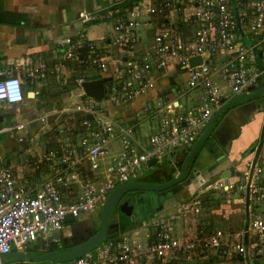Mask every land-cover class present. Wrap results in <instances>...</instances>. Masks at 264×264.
Listing matches in <instances>:
<instances>
[{"label":"built area","instance_id":"1","mask_svg":"<svg viewBox=\"0 0 264 264\" xmlns=\"http://www.w3.org/2000/svg\"><path fill=\"white\" fill-rule=\"evenodd\" d=\"M78 20L108 21L112 30L99 39L82 30L67 36L52 64L41 60L29 71L50 78L63 93L34 117V133L18 136L25 145L20 172L0 163V256L59 232L67 215L100 213L117 186L187 150L232 98L264 79V0H124L82 11ZM113 46L124 52L114 58ZM195 56L201 61L191 65ZM97 78H109L99 98L81 86ZM11 82L19 101L9 100ZM0 89V102L24 98L19 74L8 72ZM27 125L15 122L3 130ZM48 132L57 138L53 145L44 138ZM250 154L243 170L234 167L229 176L218 175L195 195L178 199L167 210L175 207L174 214H153L142 238L122 232L73 260L49 264H166L212 253L264 259V159L259 153L253 162ZM212 193L236 199L245 214L242 227H197ZM210 211L228 218L222 208ZM6 261L0 258V264Z\"/></svg>","mask_w":264,"mask_h":264},{"label":"crops","instance_id":"2","mask_svg":"<svg viewBox=\"0 0 264 264\" xmlns=\"http://www.w3.org/2000/svg\"><path fill=\"white\" fill-rule=\"evenodd\" d=\"M122 1L124 0H0V79L8 72L19 74L24 90V98L21 103L0 102V135L7 132L3 130V127L9 126V121H13L14 124L15 122L27 123L28 127L26 128L28 131H25L24 134H32L36 131L34 128L29 130L35 125L34 117L49 111L55 105L56 100L61 99L62 94L55 96L52 82H50L51 79L31 76L29 74L30 69L41 60H44L48 65L53 63L65 38L67 36L74 37L82 30L83 25L78 20L82 11H98ZM89 35L92 37L99 36L93 29L89 32ZM20 68H22V71ZM263 80L261 79L260 83ZM60 89L63 91L61 87ZM247 105H242V108L241 106L233 107L234 105L230 104L225 114L212 127L209 137L222 149L223 158L217 160L210 152H205V161L196 170L199 173L194 172L191 175V183H194L195 188L189 190L186 188L188 185L176 186L170 193L171 196L169 197L171 199H175L176 202L178 199L184 200L195 195L198 189L202 188L208 180L221 175L230 166L237 168L238 171L243 170L246 161L252 157L248 150L259 143L260 137L263 140L259 156L264 159V98L250 102L248 107ZM239 112H242V114ZM31 124L33 125L30 126ZM51 137L52 133L50 132L44 135L47 144H53V139L56 142L57 138L54 136L52 139ZM24 146L19 142L17 145L7 142L5 138L0 139V163L15 166L16 171L20 172L18 165L21 158H18V154ZM180 153L182 151H177L171 158L176 160ZM171 158L168 160H171ZM178 173L179 171L176 170L175 175ZM199 193L203 195L206 191L203 190ZM165 196L164 198L160 196L162 199L152 198L154 200L153 206L141 216H135L133 213L121 215L120 213L123 225L120 228L118 227L120 229L118 237L122 232H128L133 236L142 238L147 229L146 220L156 212L164 211L170 207L167 194ZM236 210L241 214L240 209L237 208ZM130 216H133V218ZM116 219L117 212L114 211L109 222L116 223ZM74 221H77L78 224H75L72 231L65 237H56L58 232L42 234L36 240L27 243L26 247L32 249V252L40 251V253L51 250L59 251L57 249L59 245L61 243L65 245L66 240L74 232H78L80 235L89 228L94 229V221L91 220V215ZM217 222L222 224L224 219H221V221L219 219ZM237 223L240 225L239 220ZM86 233L88 234V232ZM77 240L74 238V242H77ZM14 262L26 263L27 261ZM186 264L246 263L239 256H236L234 259L224 261L211 263L203 261Z\"/></svg>","mask_w":264,"mask_h":264},{"label":"water","instance_id":"3","mask_svg":"<svg viewBox=\"0 0 264 264\" xmlns=\"http://www.w3.org/2000/svg\"><path fill=\"white\" fill-rule=\"evenodd\" d=\"M201 61V58L199 56H195L190 58V64L194 65L198 62ZM3 78V77H2ZM109 78H103V79H91V80H84L81 82V86L83 87V90L85 93L92 95L96 98H99L103 95V81L108 80ZM170 83L173 82V76H170L169 78ZM251 91H253V94L256 93H261L264 92V80L260 83L259 86H251L249 88ZM170 89L167 88L164 92H169ZM242 96L234 97L230 100V102L234 103L238 100H240ZM91 116L88 115V118ZM214 117L212 118L210 125L207 126L202 133V135L189 147L188 153L185 155V152L182 151L180 153V156L176 157V166H179L181 161V170L180 172L169 182H165L162 184H157V185H147V184H142L139 182H132L128 183L125 185H121L119 188L114 189L108 196L102 210H101V225L97 233L92 236L90 239L87 241L81 242L80 244H76L72 248H67L64 251H45L44 253H35L32 252L33 250L30 248L25 247L21 251H16L12 250L11 252H8L6 254H2L0 258L4 260H9V259H14L16 261H29L31 259L34 260H41V261H52V262H64V261H69L73 260L85 252L90 251L92 248L100 244L101 242L105 241L106 238H108L111 241H115L118 239V234H119V229H118V223H109L110 221V216L113 214L116 208V203L118 200V197L122 194V192L127 191L129 189H146L149 191H161L164 189L169 188L170 186L174 184H182L183 186H187L191 183V177H186V173L188 172V169L186 167L187 162L190 159H194V168L192 169V173H199L196 172L197 167L200 166V161L204 159L205 157V152H212V156L216 158L217 160H220L223 158V152L222 149L219 147V145L211 138L209 137V131L211 128V125L213 123ZM13 121H9V125H12ZM35 124V122H34ZM31 124L30 126H32ZM262 137L259 139V143L257 145L252 146L249 150L248 153H254L253 154V162L256 160L258 154L260 153L261 150V145H262ZM204 143L203 148L201 149L200 152H198V147L201 146V144ZM185 156V158H184ZM184 159V160H183ZM155 163L154 159H151L149 161V164ZM233 166H230L227 168L221 176H229L230 172L233 170ZM123 210V209H122ZM130 215V213H127ZM133 218V216H130ZM75 219L71 215H67L65 217V222H72ZM264 259H258V258H252L250 259L249 257L246 258V264H262Z\"/></svg>","mask_w":264,"mask_h":264},{"label":"rangeland","instance_id":"4","mask_svg":"<svg viewBox=\"0 0 264 264\" xmlns=\"http://www.w3.org/2000/svg\"><path fill=\"white\" fill-rule=\"evenodd\" d=\"M82 31H84V34L86 36H88L89 38H92V39H99L98 37L99 36H105L107 34H110L111 33V30H112V23L111 22H108V21H100V22H96V23H88V24H84L82 26ZM93 29V31H95V33L97 35H99L98 37H92L89 35V32ZM112 51H113V56L114 58L118 57L122 52H124L121 48H119L118 46H113L112 47ZM248 95V94H247ZM247 95H243L242 98L234 103H236V105H234L233 107H242V105H245V104H248L252 101H256L258 99H263L264 98V92H261V93H256L252 96H247ZM60 99H58L56 101V103H59ZM232 104V103H231ZM247 105V107H248ZM226 111H223L220 113V115L218 116V118L216 119V121L219 119L225 114ZM240 114H242V112H239ZM44 127L46 126V123H44L43 125ZM25 131H28L27 128L25 127L23 130H19V131H7L6 133L4 134H1L0 135V139H3L5 138L7 140V142H10L11 144L14 143V144H17L18 145V142H17V138L18 136L22 135L25 133ZM54 137V133L52 134V139ZM39 141H43V138H38ZM54 140V139H53ZM52 140V142H54ZM47 145H52V143H49ZM25 156V155H24ZM18 158H22L21 154H18ZM169 158H165L163 163H160V164H156L154 166H152V171H150L149 173H153L154 175H164V174H170L174 169V167L171 166L170 164V161H175V159L171 158V160H168ZM189 167L190 168H194V163L191 161L189 163ZM193 165V166H191ZM157 168V169H156ZM176 170H174L173 172V177H175L176 175ZM191 177V176H190ZM181 184H178L177 186H179ZM120 186H117L115 189L119 188ZM187 189L189 190H192V188H195V185L194 183H190L187 187ZM206 193L203 194V197L205 196ZM167 198L169 199V202L168 204H170V206L172 205H176V202H175V199H171V196L170 194L168 195L167 194ZM219 199H217V197H219ZM208 198H211V200H208V201H205L203 203L204 206L207 207L206 211L204 212H201V216L202 218H200V221L196 222L197 224V227H199V229L201 228H205L206 226V223L207 222H211L213 224L214 227H218V228H223V229H228V228H232V229H239L240 227H242V225L244 224L245 222V214L244 212L242 211L241 214L237 212V204L236 202H234V200L236 201V199L233 200V198L231 196H222V195H217V193H212V194H209L208 195ZM171 199V200H170ZM227 200H229L227 202ZM226 203L227 205H220V203ZM167 206V205H166ZM165 208V207H164ZM171 207H168L167 209H165L164 211H158L156 212L155 215H160V214H163L165 216H170L172 214L175 213L176 209L175 207L172 209V211L170 212H167L168 209H170ZM217 208H222L227 214H228V218L227 219H224V222L221 224H219L217 221H221L222 218H220V216L214 211L215 209ZM214 211V213H211L210 210ZM236 210V211H235ZM152 217H149L148 220H146V222H149L151 220ZM79 219H82V218H79ZM78 220V219H76ZM91 220L94 221V228L95 226L98 224V220H99V216H98V213H95V212H92L91 213ZM239 220L240 222V225H238L239 223H237V221ZM241 220V221H240ZM77 221H74V222H71V223H66L64 225V227L62 229L59 230V232L57 233L56 237L58 236V238L60 237H65L70 231H72L73 227L75 226V224H78L76 223ZM175 223L176 225L175 228H181V224H178L177 223V219L175 220ZM35 243V242H34ZM207 255V254H205ZM218 255V254H217ZM214 253H212V255H207V256H204V255H200L198 257H195L191 260H179V261H175L173 262V264H186V263H196V262H206V263H211L210 261H207L209 258H212L214 257ZM238 257L239 255H235V254H228V255H219L217 256V261H224V260H229V259H234V257ZM240 257V256H239ZM16 260L14 259H9L7 260V264H49L48 261H39V260H34V259H31L29 261H27L26 263H16L14 262ZM5 263V264H6ZM245 263H246V260H245Z\"/></svg>","mask_w":264,"mask_h":264},{"label":"flooded vegetation","instance_id":"5","mask_svg":"<svg viewBox=\"0 0 264 264\" xmlns=\"http://www.w3.org/2000/svg\"><path fill=\"white\" fill-rule=\"evenodd\" d=\"M52 84V87H53V89H54V92H53V94L55 95V96H58V95H60V94H62L63 93V91H61V89H60V87H58L55 83H51ZM40 93H42V92H40ZM57 94V95H56ZM55 96H53V97H55ZM230 104H231V102L230 103H228L226 106H225V110L226 109H228L229 107H230ZM237 106V105H236ZM203 146H204V143L203 144H201V146H199L198 147V152H200L201 151V149L203 148ZM213 153V151L210 153V154H212ZM191 160V159H190ZM188 161L187 162V165H186V167H187V169H188V172L186 173V175H188V174H192L193 175V173L191 172V170H192V168H190L189 167V163L191 162V161ZM205 160L203 159V160H201L200 161V164H202V162H204ZM180 172V171H179ZM191 176V175H190ZM153 177H148L147 179H149V181H154L153 179H152ZM174 178V177H173ZM158 179V178H157ZM172 180V179H171ZM171 180H169V179H167L165 182H169V181H171ZM137 181H139V179L137 180ZM134 182H136V181H134ZM154 182H156V180L154 181ZM164 182V183H165ZM179 184V183H178ZM155 185H157V184H155ZM175 188V187H174ZM174 188H171V186L169 187V188H167V189H164V190H161V191H149V190H146V189H129V190H127V191H124V192H122V194L118 197V200H117V203H116V211L115 212H117V219L115 220V221H117L118 222V227L120 228L122 225H123V223H122V220H121V218H120V213H121V215L122 214H127V213H130V214H134L135 216L137 215V216H141V215H143V214H145L146 212H147V209L148 210H150V207L151 206H153V204H154V200L152 199V198H156V199H159V198H161L163 195V197L162 198H164V197H166L165 196V194H170L171 193V191H172V189H174ZM161 196V197H160ZM161 198V199H162ZM152 200V201H151ZM155 201H158V200H155ZM123 209V210H122ZM127 212V213H126ZM100 215H101V212L98 214V216H99V220H98V224L95 226V228L93 229V230H91L90 228L89 229H87L84 233H81L80 235H79V233L78 232H74L71 236H70V238H68L67 240H66V243H65V245L63 244V243H61L60 245H59V247L57 248L59 251H63V250H65V249H67V248H72V247H74L76 244H80L81 242H84V241H87L88 239H90L92 236H94L96 233H97V231L99 230V228H100V225H101V218H100ZM122 217V216H121ZM109 223H111V222H109ZM120 230V229H119ZM86 232H88V234L86 233ZM87 235H86V234ZM83 235H85V236H83ZM80 237H82V238H80ZM74 238L77 240V238H78V240H77V242L75 241L74 242ZM105 240H108V238H106ZM63 241V240H62ZM11 252V251H10ZM35 253H40V251L38 252V251H36ZM42 253V252H41Z\"/></svg>","mask_w":264,"mask_h":264},{"label":"trees","instance_id":"6","mask_svg":"<svg viewBox=\"0 0 264 264\" xmlns=\"http://www.w3.org/2000/svg\"><path fill=\"white\" fill-rule=\"evenodd\" d=\"M126 1H129V0H126ZM252 95H254L252 92L250 93V94H248L247 96H252ZM233 105H236V103H232ZM227 110V109H226ZM225 109H222L221 111H219L216 115H215V117L217 116V118H218V116L220 115V113L221 112H223V111H226ZM214 117V118H215ZM217 118H215L214 120H213V123H212V125H211V128H210V131H209V134H210V132H211V130H212V127H213V125H215L217 122H218V120L216 121V119ZM211 122V121H210ZM210 125V123L208 124V126ZM205 130V129H204ZM53 145V144H52ZM180 152V151H179ZM184 152H185V155L188 153V149L187 150H184ZM184 158H185V156H184ZM184 160V159H183ZM190 161H192L193 163L195 162V160L194 159H191ZM177 161L175 160L174 161V164L173 165H171L172 167H174L173 169L174 170H178V171H180L181 170V164H182V161H181V163H180V165L179 166H176V163ZM194 165V164H193ZM193 165H191V166H193ZM157 169V168H156ZM193 169V168H192ZM174 170L170 173V174H164V175H154L153 173H149L150 171H152L151 169L150 170H147L146 171V173L139 179V181H136V182H139V183H142V184H147V185H150V184H152V185H154V184H162V183H164L167 179H169V180H171V179H173V172H174ZM191 172H192V170H191ZM190 175H192V174H188V175H186V177H190ZM148 177H153L152 179L155 181L156 180V182H154V181H149V179H147ZM158 178V179H157ZM178 185V183L177 184H174V185H172L171 186V188H174V187H176ZM116 211V210H115ZM207 261H210V262H217V257H212V258H209ZM166 264H173V262H169V263H166Z\"/></svg>","mask_w":264,"mask_h":264},{"label":"clouds","instance_id":"7","mask_svg":"<svg viewBox=\"0 0 264 264\" xmlns=\"http://www.w3.org/2000/svg\"><path fill=\"white\" fill-rule=\"evenodd\" d=\"M9 100L11 102H15V101H19L21 99L20 93H19V89L16 85V82H11L9 84ZM3 93V89H0V94Z\"/></svg>","mask_w":264,"mask_h":264},{"label":"bare ground","instance_id":"8","mask_svg":"<svg viewBox=\"0 0 264 264\" xmlns=\"http://www.w3.org/2000/svg\"><path fill=\"white\" fill-rule=\"evenodd\" d=\"M262 264H264V260H263Z\"/></svg>","mask_w":264,"mask_h":264}]
</instances>
